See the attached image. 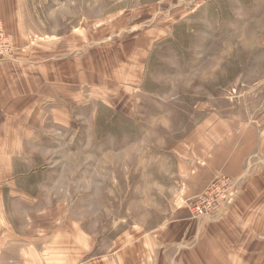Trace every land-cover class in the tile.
<instances>
[{"label": "rangeland", "instance_id": "obj_1", "mask_svg": "<svg viewBox=\"0 0 264 264\" xmlns=\"http://www.w3.org/2000/svg\"><path fill=\"white\" fill-rule=\"evenodd\" d=\"M25 1L33 63L76 27L80 101L32 128L0 264H156V230L219 176L237 180L229 203L262 156L264 0Z\"/></svg>", "mask_w": 264, "mask_h": 264}, {"label": "crops", "instance_id": "obj_2", "mask_svg": "<svg viewBox=\"0 0 264 264\" xmlns=\"http://www.w3.org/2000/svg\"><path fill=\"white\" fill-rule=\"evenodd\" d=\"M25 3L0 0V18L14 46L10 58L0 59V227L17 174L24 178L31 172L26 142L32 139L33 126L49 117L54 124H63L80 101L74 89L79 68L75 51L80 41L73 32L76 27L43 44L50 63H33V50L25 36L31 16H18L17 10ZM57 54L61 57L54 64ZM260 141L262 156L249 153L244 169L236 175L239 195L202 221L178 213L172 223L156 230L151 244L159 255L156 264H264V138ZM254 165L259 173L252 174Z\"/></svg>", "mask_w": 264, "mask_h": 264}, {"label": "built area", "instance_id": "obj_3", "mask_svg": "<svg viewBox=\"0 0 264 264\" xmlns=\"http://www.w3.org/2000/svg\"><path fill=\"white\" fill-rule=\"evenodd\" d=\"M13 49L12 37L0 18V59L10 58L14 52ZM236 183L237 180L219 176L203 194L197 196L190 203L191 217L203 218V216L217 212L221 207V202L227 201L236 193Z\"/></svg>", "mask_w": 264, "mask_h": 264}]
</instances>
